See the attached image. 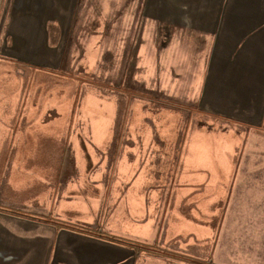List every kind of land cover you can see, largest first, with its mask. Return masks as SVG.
<instances>
[{
  "label": "crops",
  "instance_id": "1",
  "mask_svg": "<svg viewBox=\"0 0 264 264\" xmlns=\"http://www.w3.org/2000/svg\"><path fill=\"white\" fill-rule=\"evenodd\" d=\"M16 1L0 264H264V0Z\"/></svg>",
  "mask_w": 264,
  "mask_h": 264
},
{
  "label": "rangeland",
  "instance_id": "2",
  "mask_svg": "<svg viewBox=\"0 0 264 264\" xmlns=\"http://www.w3.org/2000/svg\"><path fill=\"white\" fill-rule=\"evenodd\" d=\"M50 1L51 0H49V3H50ZM75 1L79 5L78 9L81 12V13L80 12L79 13L82 14V10H83L82 3H85L88 0H84L85 2L83 0H75ZM18 2H19V0L16 1V3H18ZM12 5H13V0H3V1H1V7H0V58L1 59L4 58V55H7V58H8L9 54L15 55V53L11 51L12 48L10 47L11 38L16 39L17 41H18L19 38L22 40V37H20V35L24 34L23 33L24 27H22V25L24 24V26H25V23H24L25 20H34V19L37 18V17L35 18V16H30V17H24V18L15 17V18L12 19L11 16H9V14H8L9 8ZM30 10L32 12L35 11V14H36V12H38L37 9H33L32 10L31 7H30ZM40 11L45 14L44 16H42L43 18H41V19L37 18L36 19L37 23H33L32 24V22H31L29 24V28H28V30L30 31V34H32V31H33L34 36L37 33L35 30H38V28H42V29L45 28L43 26H44V22L46 20L47 21L50 20L54 24H59L58 19L60 20V18L57 15L56 16L53 15L54 14L53 11L46 12L45 8H40ZM74 17L76 19V16H74ZM78 17H79V14H78ZM70 18H71V16L68 17V23H66V28H68V25L70 23V20H69ZM76 20H78V18ZM14 21L18 22V23L21 22L22 25L19 28H13L11 25H13L15 23ZM73 26L74 25H73V22H72V24H70L71 32L69 31L70 32V38L72 39V41L75 40V43H76L75 36H79V40L77 39V43H76L77 45H79V46L83 45L80 41H82L84 39V37L86 38L87 36H90V37L96 38L95 34L92 33V31L95 30V28H73ZM99 29L102 30V28H99ZM98 37H101L103 39L104 38V34H98L97 38ZM27 47L30 48V45L27 46ZM21 49H24L23 45L21 46V48L16 50L17 54H19L18 51L20 52ZM50 51L51 50H49L48 52H50ZM79 51H80L79 60H81L82 57H83V54H84L83 53V49H80ZM26 56H28V55H26ZM28 57L29 58H27V59H25V58H23V59H25V60L34 59L33 61L36 60L37 62L42 61V58L40 59L39 57H36V56H31V58H30V55H29ZM48 61H49V63L52 62V60H48ZM46 63H48V62H46ZM16 66H17V64H16ZM78 67H80V69L78 68L80 70L78 72H82V75H83L82 77L86 78L85 81L88 78V79H90V81L94 82L95 79H93L92 76H90L91 74H89L88 71L84 72L83 71V67H81V66H78ZM89 67H91V66H89ZM102 78H103V76H102ZM95 81H97V83H101V81H98V80H95ZM253 167L256 168V165H254ZM257 167L260 168L259 166H257ZM50 183L54 184L52 179H50L49 184ZM257 240L260 241V238H257ZM253 260H255V264H261L263 258L260 257V256H256V258L253 259ZM241 264H244V263L242 262Z\"/></svg>",
  "mask_w": 264,
  "mask_h": 264
}]
</instances>
